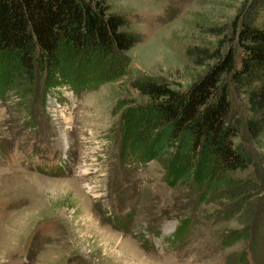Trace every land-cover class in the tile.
Returning <instances> with one entry per match:
<instances>
[{
  "label": "rangeland",
  "instance_id": "obj_1",
  "mask_svg": "<svg viewBox=\"0 0 264 264\" xmlns=\"http://www.w3.org/2000/svg\"><path fill=\"white\" fill-rule=\"evenodd\" d=\"M102 1L138 37L125 62L66 52L30 78L0 70V264H264V125L238 129L248 162L228 175L196 177L190 158L166 181L171 148L137 159L153 120L137 83L188 87L202 68L186 48L223 39L198 21L229 32L237 1ZM229 98L228 121L243 120Z\"/></svg>",
  "mask_w": 264,
  "mask_h": 264
},
{
  "label": "trees",
  "instance_id": "obj_2",
  "mask_svg": "<svg viewBox=\"0 0 264 264\" xmlns=\"http://www.w3.org/2000/svg\"><path fill=\"white\" fill-rule=\"evenodd\" d=\"M235 1L229 32L226 26L198 21L202 30L223 39L212 48H186L191 63L202 68L188 87L173 89L151 79L137 83L147 101L142 107L153 119L148 121L149 141L137 159L145 163L171 148L166 181L178 175L180 159L194 158L192 173L199 178L212 165L225 175L244 167L248 159L233 137L239 128L254 137L264 125V0ZM127 25V18L108 12L102 0H0V70L14 66L30 78L39 66L52 71L66 52H97L116 58L118 66L138 38L125 30ZM229 90L244 101L243 120L228 121ZM226 192L229 199L246 194L238 184ZM263 213L264 205L259 215Z\"/></svg>",
  "mask_w": 264,
  "mask_h": 264
}]
</instances>
